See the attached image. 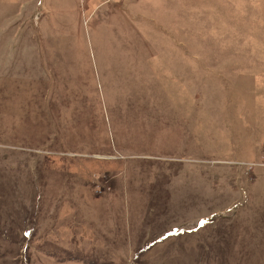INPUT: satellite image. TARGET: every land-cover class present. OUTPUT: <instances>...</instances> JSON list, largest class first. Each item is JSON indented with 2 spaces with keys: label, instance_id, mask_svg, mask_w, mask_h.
Listing matches in <instances>:
<instances>
[{
  "label": "rangeland",
  "instance_id": "374dc122",
  "mask_svg": "<svg viewBox=\"0 0 264 264\" xmlns=\"http://www.w3.org/2000/svg\"><path fill=\"white\" fill-rule=\"evenodd\" d=\"M0 264H264V0H0Z\"/></svg>",
  "mask_w": 264,
  "mask_h": 264
}]
</instances>
